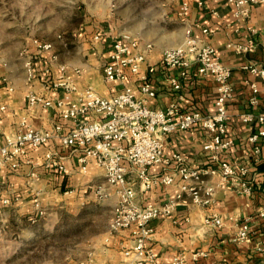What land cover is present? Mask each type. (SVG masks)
Masks as SVG:
<instances>
[{"label":"built area","instance_id":"1","mask_svg":"<svg viewBox=\"0 0 264 264\" xmlns=\"http://www.w3.org/2000/svg\"><path fill=\"white\" fill-rule=\"evenodd\" d=\"M181 14L190 7V0H180ZM234 5L233 17L237 21H246L252 12V6L264 0H228ZM201 5L202 2L200 1ZM251 35L245 43L229 42L239 52H250L256 47V28L248 26ZM210 29L204 28L207 32ZM94 42L104 45L107 56L102 62V73L106 83L123 84L108 96H103L91 86L81 87L78 76L82 69L70 70L66 64L52 66L56 57L51 41L35 38L31 49H25L23 65L26 79L43 80L46 91L28 90L25 94L26 108L30 112L38 106L52 107L62 120L55 121L48 128L34 127L23 118L19 127L12 133L2 134L0 144V173L9 164L19 165L28 152L40 149L51 142L59 141L63 149L77 153L81 171L88 170L91 161L103 170L106 184L116 189L117 202L113 208L109 228L115 235L123 231L131 235V243L123 244L124 264H157L158 256L149 246L153 227L149 222L153 218L171 216L180 202L185 201L188 193L192 202L208 206L213 202L216 185L205 177L208 174H220V184L243 195L253 193L254 181L249 179V168L221 158L220 152L233 144V139L226 138L228 132V103L233 98L232 68L225 64L216 50L209 44H199L192 29L186 30L185 41L179 45L164 48L163 64L168 68H179V77L173 75L170 83L173 88L181 87L180 78L188 76V69L196 64L198 74L211 75L217 83L214 99V111L203 113L199 110H184L179 102H170L165 108L149 105V99L156 96V90L150 80L155 65L147 62L153 48L152 41H144L140 36L124 33L114 35L99 31L94 35ZM38 59H46L39 71ZM252 72L264 77V68L246 65ZM129 76L137 81V87L126 84ZM2 88L13 92L14 84L7 77L3 78ZM255 93L250 97L252 105L257 104V87L252 84ZM6 103H0V111L6 110ZM245 122H256L259 127L248 136L254 142V152L259 153L260 138H264V112L255 114L245 112L240 115ZM200 126L209 134L204 147L209 152L216 166L195 168L190 166L186 155L175 151L172 156L164 155L167 137L178 130H191ZM65 154L51 149L41 157V163L47 167H56L64 173L69 168L63 162ZM174 165V172L151 174L149 169L155 164ZM33 175H37L33 171ZM179 174L182 182L174 197L163 202L139 204L136 201V183L143 189H150L158 184L170 185ZM97 193L105 195V188L99 186ZM15 200L19 197L15 196ZM12 196H4L1 204H11ZM34 208H42L39 198H34ZM264 217V208L259 211ZM208 227L222 228L224 219L221 215L209 213L204 217ZM236 240H250L251 227L248 218L239 222ZM208 251L197 250L193 260L206 256ZM171 264L188 263L182 252L176 254Z\"/></svg>","mask_w":264,"mask_h":264},{"label":"crops","instance_id":"2","mask_svg":"<svg viewBox=\"0 0 264 264\" xmlns=\"http://www.w3.org/2000/svg\"><path fill=\"white\" fill-rule=\"evenodd\" d=\"M189 10L181 14V2L179 8L180 32L176 41L164 43L159 40L152 41L153 48L149 53L147 62L142 64L145 70L148 64L155 65V71L150 74L151 83L156 90V96L150 98L149 105L156 108H165L170 102L177 101L184 110H199L203 113L214 111V99L217 91V83L213 76L198 74L197 65L193 64L188 69V76L180 78L181 87L173 88L170 78L173 75L179 77V68H168L163 64L162 52L164 48L183 43L186 38V30L192 29L193 36L199 44L209 43L213 45L221 60L232 68V83L234 87L233 98L228 103L229 126L226 138L233 139V144L220 152L223 160H228L238 165L249 168L248 177L254 181L253 193L243 195L235 190L220 184V174H208L205 177L210 183L216 185L213 202L208 206H199L192 202L190 195L185 194V201L180 202L171 216L153 218L149 224L154 231L149 241V246L154 249L158 259L157 264H171L173 257L182 252L191 264H264V217L259 211L264 208V138L258 140L261 146L259 153L254 152V142H250L248 136L256 131L259 125L256 122H245L240 115L245 112L255 114L264 112V77L252 72L246 65H255L264 68V2L252 6L250 17L246 21H237L233 17L234 5L228 0H190ZM202 2L200 5L199 2ZM248 26L256 28L254 35L256 47L250 52H239L234 47L228 46L229 42L245 43L251 35ZM210 29L204 32L203 29ZM92 50V51H91ZM89 53V59L83 65L67 64L73 70L76 67L82 69L78 76L81 87L91 86L103 96H108L123 84L106 83L103 77L102 62L107 56V50L102 43L94 42ZM44 60V59H43ZM47 60H44L45 62ZM38 64V63H37ZM39 71L43 68H39ZM44 64H42L43 66ZM101 68V70H100ZM95 70L102 77H92ZM18 89L15 86L13 92H6L0 84V103H6L5 111H0V130L2 134L12 133L19 127L20 121L25 118L28 123L38 128H48L55 121L62 120L54 108L38 106L30 112L26 108L25 94L28 90L39 92L46 91L43 80L37 77ZM126 84L137 87L138 83L129 76ZM257 87V104L250 103V97ZM209 138L206 130L200 126L191 130H178L172 132L166 139L164 155L172 156L175 151L186 155L190 166L206 168L216 166L204 145ZM3 137L0 138V144ZM65 154L63 162L69 168V173H64L56 167H47L41 163V157L49 150ZM174 165L155 164L150 167L151 174L174 172ZM77 153L63 149L59 141L51 142L40 149L31 150L22 157L19 165L9 164L0 173V201L4 196H12L11 204L0 203V214L4 215L16 212L20 215L34 210V198L40 200V195L46 189L61 188L62 185L78 184L84 188H96L101 186L107 193L105 196L114 203L117 202L116 189L101 182L104 173L94 161H91L86 172L79 168ZM33 171L37 175H33ZM38 181H40L38 183ZM43 182V184H41ZM46 183V186L44 184ZM182 179L175 174V182L170 185L158 184L150 189H143L140 183H136V201L139 204L151 202H163L174 197L179 191ZM41 184V185H40ZM47 187V188H46ZM82 190L85 191V189ZM81 190V191H82ZM67 193V192H66ZM19 197L15 200L14 197ZM112 215L113 208H109ZM209 213L219 214L224 219L222 228L208 227L204 224V217ZM248 218L250 220V240H236L239 222ZM110 248L114 254L106 257L113 264H124L125 257L119 245L131 243V235L123 231L112 237ZM206 250L208 254L193 260L192 254L197 250ZM109 264V263H108ZM112 264V263H111Z\"/></svg>","mask_w":264,"mask_h":264},{"label":"rangeland","instance_id":"3","mask_svg":"<svg viewBox=\"0 0 264 264\" xmlns=\"http://www.w3.org/2000/svg\"><path fill=\"white\" fill-rule=\"evenodd\" d=\"M179 8V0H0V84L4 77L18 89L24 84L23 56L35 38L53 43L54 68L85 64L99 31L174 42ZM44 60H37L39 68ZM84 185L46 189L42 208L0 214V264H113L106 257L115 252L106 247L115 235L109 228L114 203Z\"/></svg>","mask_w":264,"mask_h":264}]
</instances>
